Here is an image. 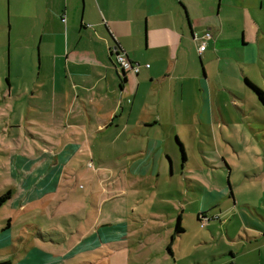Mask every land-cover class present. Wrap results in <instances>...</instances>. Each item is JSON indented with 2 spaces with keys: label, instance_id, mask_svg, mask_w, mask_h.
Instances as JSON below:
<instances>
[{
  "label": "crops",
  "instance_id": "0c3cea01",
  "mask_svg": "<svg viewBox=\"0 0 264 264\" xmlns=\"http://www.w3.org/2000/svg\"><path fill=\"white\" fill-rule=\"evenodd\" d=\"M5 1L6 45L27 44L22 46L30 71L27 82L39 85L30 94V100L37 102L28 106L35 121L27 116L26 123L44 132L60 129L56 137H43L41 158L31 162L34 169L28 172L37 176L24 184L27 191L33 190L28 193L32 199L47 194L63 167L79 157L84 161L98 157L107 175L118 169L117 173L135 179L133 184L147 178L156 181L163 170L167 127L177 116L176 102L181 104L180 113L187 115L176 124L188 129L195 122L207 124L212 87L214 92L249 96L257 102L244 80L263 92L258 72L264 80V0ZM205 34L204 50L198 53ZM116 52L137 71L118 68ZM196 60L210 69L208 74L203 68V79ZM10 67L11 58L7 84L18 76ZM196 95L199 107L191 103ZM100 148L106 149V158ZM23 170L17 168L19 173ZM253 221L251 227L264 238V229ZM108 226L105 238L95 231L77 245L76 252L97 247L93 237L111 242L113 224ZM260 255L257 251V258Z\"/></svg>",
  "mask_w": 264,
  "mask_h": 264
},
{
  "label": "rangeland",
  "instance_id": "374dc122",
  "mask_svg": "<svg viewBox=\"0 0 264 264\" xmlns=\"http://www.w3.org/2000/svg\"><path fill=\"white\" fill-rule=\"evenodd\" d=\"M7 17L8 4L0 0V194L7 190L10 194L0 205V260L10 259L11 264H264V238L251 227L255 219L264 229V122H256L264 120V108L249 96L214 92L212 87L207 124L195 122L188 129L176 124L187 118L176 102L177 116L167 127L163 170L156 181L147 178L133 184L135 179L117 173L118 169L107 175L98 157L88 161L79 157L56 175L47 194L30 198L33 190L27 191L24 183L37 176L28 172L34 169L31 162L41 158L43 137H56L60 129L50 127L44 132L26 123V119L35 121L28 106L37 102L30 100V94L39 85L27 82L30 71L22 49L27 44L6 45ZM10 58V72L18 76L10 77L7 84ZM201 64L196 60L203 79L210 69L206 65L203 71ZM234 71L243 91L240 71L236 66ZM258 75L264 92V80ZM191 103L200 106L198 95ZM100 151L107 153L104 148ZM43 182L37 181V187ZM177 215L183 232L174 237L169 253L166 244ZM123 222L126 230L114 232L111 239L120 246L100 243L109 231L106 226ZM35 226L53 241L35 236ZM95 231L100 236L93 237L97 247L77 253V245Z\"/></svg>",
  "mask_w": 264,
  "mask_h": 264
},
{
  "label": "trees",
  "instance_id": "16d2710c",
  "mask_svg": "<svg viewBox=\"0 0 264 264\" xmlns=\"http://www.w3.org/2000/svg\"><path fill=\"white\" fill-rule=\"evenodd\" d=\"M115 54H119L118 52H116ZM245 84L252 90V92L254 93V95L256 96L258 102L261 104V106L264 108V94L263 92H261V90L259 88H257L256 86L250 84L247 80H244ZM178 143V142H177ZM180 152H181V155H180V158H181V161L184 163L185 162V155H184V152H183V149H182V146H180ZM167 158V157H166ZM168 159V158H167ZM10 197V194H9V190L3 192L0 194V205L7 199H9ZM8 225V224H6ZM112 228H114V232H118L120 230H126V226H125V223H116L112 226ZM181 232H183V228L181 227L180 225V215H177L176 217V221H175V224H174V228L171 232V237L169 239V242L166 244V250L171 253V250H170V244L172 243L174 237L178 234H180ZM34 235L35 236H38L40 239L43 237V236H46L47 239L51 240L49 238V233L47 232H44V231H40L39 228H37L35 226V231H34ZM53 241V240H51ZM56 242H58V240H56ZM111 244H113V246H120L121 243H118V242H111ZM229 254L231 255V252H229ZM0 264H11L10 262V259L7 260V259H4V260H0ZM228 264H231L230 262Z\"/></svg>",
  "mask_w": 264,
  "mask_h": 264
},
{
  "label": "built area",
  "instance_id": "2783aa9c",
  "mask_svg": "<svg viewBox=\"0 0 264 264\" xmlns=\"http://www.w3.org/2000/svg\"><path fill=\"white\" fill-rule=\"evenodd\" d=\"M208 38V35L205 34L201 37V42L199 44L198 47V53H202V51L204 50L205 47V40ZM115 65L120 68L122 71L123 70H133V72H136V69H133V67H131V65L129 64V62L125 59V57L123 55L120 54H115Z\"/></svg>",
  "mask_w": 264,
  "mask_h": 264
},
{
  "label": "water",
  "instance_id": "95a60500",
  "mask_svg": "<svg viewBox=\"0 0 264 264\" xmlns=\"http://www.w3.org/2000/svg\"><path fill=\"white\" fill-rule=\"evenodd\" d=\"M176 141L178 142V140H176ZM178 145H179V148H180V146H181V145H180V143H179V142H178ZM179 152H180V149H179ZM180 155H181V152H180Z\"/></svg>",
  "mask_w": 264,
  "mask_h": 264
},
{
  "label": "flooded vegetation",
  "instance_id": "af4514ba",
  "mask_svg": "<svg viewBox=\"0 0 264 264\" xmlns=\"http://www.w3.org/2000/svg\"><path fill=\"white\" fill-rule=\"evenodd\" d=\"M199 217H200V214H199Z\"/></svg>",
  "mask_w": 264,
  "mask_h": 264
}]
</instances>
